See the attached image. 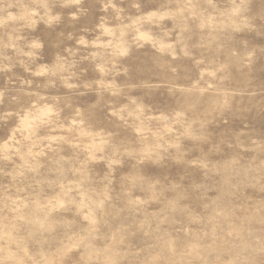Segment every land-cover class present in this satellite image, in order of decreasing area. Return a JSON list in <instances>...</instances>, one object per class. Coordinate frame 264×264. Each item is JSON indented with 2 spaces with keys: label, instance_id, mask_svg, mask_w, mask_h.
Wrapping results in <instances>:
<instances>
[{
  "label": "rangeland",
  "instance_id": "rangeland-1",
  "mask_svg": "<svg viewBox=\"0 0 264 264\" xmlns=\"http://www.w3.org/2000/svg\"><path fill=\"white\" fill-rule=\"evenodd\" d=\"M0 264H264V0H0Z\"/></svg>",
  "mask_w": 264,
  "mask_h": 264
}]
</instances>
